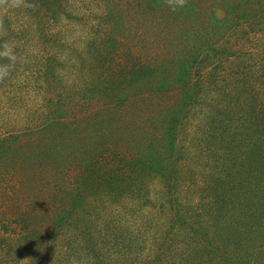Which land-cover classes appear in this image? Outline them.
<instances>
[{
	"label": "trees",
	"instance_id": "trees-1",
	"mask_svg": "<svg viewBox=\"0 0 264 264\" xmlns=\"http://www.w3.org/2000/svg\"><path fill=\"white\" fill-rule=\"evenodd\" d=\"M29 164L0 264H264V0H0V182Z\"/></svg>",
	"mask_w": 264,
	"mask_h": 264
},
{
	"label": "rangeland",
	"instance_id": "rangeland-1",
	"mask_svg": "<svg viewBox=\"0 0 264 264\" xmlns=\"http://www.w3.org/2000/svg\"><path fill=\"white\" fill-rule=\"evenodd\" d=\"M36 137L41 138V134L29 138V141L32 142L34 150L38 141ZM28 154L34 155L36 160L41 164V151L35 150L33 153L28 148ZM10 167L7 166V169ZM41 167L36 164L27 165L25 171L21 173L18 177L14 176L8 177L5 182H0V217L3 218L0 223V245H3L4 236L11 234L9 242L13 246L16 245L14 239L20 234V230L25 228V223L32 224V222H37V231H41V190H40V179L38 173L40 172ZM13 171V170H11ZM37 174V175H36ZM36 175V176H35ZM35 176L32 184L37 186V193L31 197L29 193L26 194V191L29 187L28 177ZM21 218H27L23 220V225H21ZM4 226L8 228V232L4 231ZM6 233V234H4Z\"/></svg>",
	"mask_w": 264,
	"mask_h": 264
}]
</instances>
